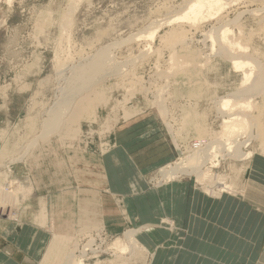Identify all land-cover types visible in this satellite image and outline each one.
<instances>
[{"label": "rangeland", "instance_id": "rangeland-1", "mask_svg": "<svg viewBox=\"0 0 264 264\" xmlns=\"http://www.w3.org/2000/svg\"><path fill=\"white\" fill-rule=\"evenodd\" d=\"M237 1L225 0L228 5L224 11L217 18L199 24L197 31L181 23L188 34V42L182 47L173 44L167 47L156 37L148 55L143 56L139 51L146 50L144 46L150 41L135 39L133 43L131 37L144 36L153 21L175 18L181 11L177 10L184 7V0H12L10 4L0 0V166L3 165L0 171L8 173L7 178H0V186L6 185L4 179L14 180L24 190L15 195L17 199L12 198L10 205H0L3 210L0 211V264H33L37 251L30 247L38 249L46 244L38 264H65L67 254L73 253L78 244L87 242L85 236L105 235L104 247L109 249L114 242L125 243L124 234L128 231H136L138 249L127 250L124 255L102 249L85 264H264V214H253L255 209L244 204L249 196L262 204L264 194V21L260 24L257 21L264 16L261 13L264 0ZM71 9L75 12L62 20ZM255 10H261L260 17ZM239 16L243 17L239 19ZM224 24L241 46L237 55L236 49L232 54L258 62L263 74L252 69L250 78L243 80L242 73L249 72L248 68L236 72L227 59L215 54L218 52L210 53L208 33H214L215 38L216 30ZM178 25L158 30L157 36ZM173 52L180 61L174 69L168 59ZM101 55L106 57L107 73L117 69V63L120 67L127 63L122 69L130 70V74H113L84 86L81 98L89 102L82 112L78 108L74 110L73 115L80 117L75 123H79V128L72 131L68 128L69 136L40 135L51 103L56 106L68 91L73 66L87 64ZM258 78L261 79L259 91L246 93L257 84ZM158 91L163 93L162 102L156 101ZM225 97H236L246 135H252L248 148L241 151L253 152L244 162L234 157L214 159L213 168H209L210 177L225 178L230 191L219 197L208 195L195 175L162 184L159 173L162 168L147 177V185L159 190L171 183L186 182L200 196L216 202L213 205L216 216L222 213L218 200L223 197L243 201V204L228 203L226 216L219 218L221 224L231 228L227 230L229 236L223 234L221 227L215 229V249L209 250L205 249L208 247L205 243L210 236L202 234V227L196 229L198 235H191L186 222L182 228H175L170 219L159 224L165 232L144 226L125 229L113 237L103 231L99 222V194L107 196L101 194L104 188L99 161L111 147L117 125L125 121L123 114L133 115L130 119L143 117L145 121L158 123L157 127L173 145L175 156L168 164L172 165L190 155L187 148L192 142L200 139L204 140L200 145H205L222 140V119L217 115L215 103ZM118 102H124L120 110ZM260 131H263L261 139ZM215 187L218 190L219 185ZM247 224L251 227L246 228ZM37 228L41 232L32 234V229L34 233ZM237 232L241 233L238 238ZM201 238L206 239L192 252L196 246L194 239ZM196 253L201 256L197 257Z\"/></svg>", "mask_w": 264, "mask_h": 264}, {"label": "bare ground", "instance_id": "bare-ground-1", "mask_svg": "<svg viewBox=\"0 0 264 264\" xmlns=\"http://www.w3.org/2000/svg\"><path fill=\"white\" fill-rule=\"evenodd\" d=\"M6 1L8 4H10L12 2V0H6ZM224 1L225 0H184V2H185V4L183 2L184 7L182 6L183 8H181V6H179V8H181V9H178L177 11H179V10H181V11H180V13L177 12L178 15L175 16V18H173V19L171 18V20L170 19L165 20V18H163V21L161 20L162 22H159L160 20L159 21L157 20L158 23L153 21V23L151 24L152 28L148 29V31L144 33L145 34L144 36H136V38H135V36H132L130 40H132L131 42L135 41V39L136 40L137 39H139V40L140 39H146L147 41H150L147 44H145V46H144L146 50H143L142 52L139 51V53H140L139 55L142 54L143 56L148 55V52L151 50L150 44L155 40L156 37H158V39L161 42H163L167 47L172 46V44L175 46H181L182 47V45H184L187 41V35L188 34H187V30L184 31L181 28V23H186L185 26H187V24H188L190 30L198 29L197 26L199 24L201 26V23L209 22V21L217 18V16L219 14H221L222 11H224V9L228 5ZM233 1H235V0H233ZM240 1H243V0H240ZM159 11H161V10H159ZM159 11H158V13H159ZM162 11H163V9H162ZM74 12H75V10L71 9V11L69 13H66L65 15H63L62 20L69 19L71 14ZM175 12H174L173 16L176 15ZM258 12L260 13L261 10L256 11V13L259 15ZM167 13H168V11H167ZM242 13L244 14V12H242ZM261 13L264 14V10ZM159 14H161V13H159ZM258 15H257V19H258ZM163 17H166V16H163ZM241 17H243V16H241ZM241 17L239 16V19ZM259 17H260V15H259ZM263 18H264V16L257 20L259 24L262 21H264ZM219 19H220V17H219ZM222 21H223V17H222ZM175 23L176 24L180 23V26L178 25L179 27L176 26V28L172 27L171 29L167 30L164 34L157 36L158 30L160 31L164 27L168 28L169 26H171L172 24H175ZM223 23L224 22H222V24ZM226 27H227L226 24H224L223 27H221V29H223V30L222 31H220L221 29L219 30L220 31L219 35H218L219 31L216 30L217 35L215 38L213 36L214 33H212V34H210L211 32L208 33V40L211 42V44H210L211 49L209 48L211 51L210 53H213V51L218 52V53H215V52L214 53L217 55L220 54L221 57L224 58L225 60L227 59L231 63V67L236 72H243V70L245 68H248L249 72L242 73V79L243 80H247L250 78V76L252 75V72H251L252 69H257V71H259L261 74H263L262 65L260 66L258 64V62H255L253 60L251 61V60L247 59L246 57H244L242 59L237 58V56H236L237 50L241 51L240 50L241 46L235 42L236 40H235L234 36H232L233 32L228 30ZM188 31H189V29H188ZM232 31H233V28H232ZM202 34H203V30H202ZM202 34H200V36L203 37ZM239 34H240V32H239ZM229 35H231L232 39H229ZM203 39H204V37H203ZM205 39H207V36L205 37ZM133 43H135V42H133ZM218 43L220 45L217 46ZM215 47H218V49ZM234 49H236V55H235V53L232 54V50H234ZM104 53H106V52L104 51ZM104 57H105L104 55H101V56L97 57L96 59L94 57L93 59H90L91 61L88 62L87 64H83V65L79 64L76 67L73 66V68L75 67L74 69L72 68V71H74L73 72L74 74H72L73 76H71V78L69 80L68 89H67L68 91L65 93V96L64 95L62 96L61 100H59V103L57 102L58 104L57 105L55 104L56 106H53L51 103L52 107L51 108L49 107L50 109H48V111L46 112V115H45V117L47 119L44 118L45 121L42 119L44 122L41 126L42 132L41 131L39 132L40 135L42 133V136H48L49 137L50 135H57L58 136V135H62L64 133L67 136L69 134L68 128H70V130L72 131V129H75L74 127L79 126V125H77L79 123H77V124H75V123H76V121H79L80 117L77 114L73 115L74 114L73 112L76 108H78V110L80 112H82L83 109L85 108L86 104L89 102L86 100L85 97L81 98V92L84 89V86L86 87L87 84H90L92 81H94L96 79H102L103 77L105 78L107 76L111 77V75L113 76V74H116L119 76H128V73L130 70L125 71L122 69V67L127 66V63L125 66H122V67L118 66V63H117L116 64L117 69L109 71L107 73V71H108L107 70V64L105 62L106 57L105 58ZM55 59L57 61L56 57H55ZM168 59H169V64L171 65L172 69H174L176 67V65H178V62H180L179 58L177 59L176 54L174 52L171 55H169ZM60 74H61V72H60ZM58 76H61V75H58ZM257 81H256V83H257L256 85H254L252 88L250 87L249 88L250 90L248 89V91H245V92L246 93H251V92L254 93V91L256 92V90L259 91L260 85H258V84L260 83L261 79L258 78ZM161 91H158V92H160V95L156 100L157 102H162L160 99V96L163 94L162 92H164V91H162V92ZM231 103H232V106H230ZM123 104H124V102H122V103L118 102V104H117L118 110H120L124 107ZM215 110H216L219 118L222 119V128H221V133H222L221 139L222 140L211 141V142L209 141L205 145L203 143L202 145L204 147L202 150L199 149V147L202 146V145H200V141H204V140L199 139V141H197L198 143L192 142L189 145V147L187 148V150L189 149L188 153H190V155H188L182 159H179L178 161H176L172 165H168V166L160 169L159 173H161L160 175L162 177V179L160 181L162 184L170 183V181L180 179L181 177H184V176L195 175L197 180L204 184V187L202 185V188H203L202 191L208 195H213L214 197H219L222 195L221 193H225L227 191H230L231 187L228 185V183L226 182L227 180L225 178H221V177L220 178H211L210 177L209 168H213L212 165H213L214 159L216 157H220V158H222V157H229V158L234 157L235 159L239 160L240 162H244L249 157H251V155H253V152H250L247 150L243 152L241 150L243 148H246V147L248 148V146L250 145V143L252 141V135L250 133L248 135H246L247 133H246L244 126L242 124V120L239 117V112L241 110V106L238 104L236 97H234L233 99H230L229 97L220 98L215 103ZM43 116H44V114H43ZM75 116H78V117H75ZM113 116H115V115H113ZM131 117H133V115L130 116V114H125V115L123 114V119H125L124 122L130 120ZM41 123H42V121H41ZM78 128L79 127H77V129ZM35 133H36V130H35ZM262 133H263V131L259 132L258 137L260 139H261ZM37 135H38V137L40 136L39 134H37ZM37 135L34 137H37ZM72 135H73V133H72ZM240 135H242V136H240ZM32 139H34V138H32ZM43 139H45V137H43ZM64 139H66V138H64ZM35 140H33V142ZM40 140H42V139L40 138ZM57 140H59V138ZM30 142H28V143L30 144ZM67 142H68V140H67ZM58 143H60V141ZM35 144L36 143H34L33 145H35ZM30 146L32 147V144ZM262 147H264V145ZM28 151H30V148ZM24 153L26 155V152H24ZM24 153L22 154L23 156H24ZM11 161H14V160H11ZM9 164H11V163H9ZM2 167H3V165L0 166V169ZM177 171H179V173H177ZM172 173H174V174L172 175ZM7 177H8L7 171L6 172L0 171V178H7ZM4 182L6 184L5 185L6 187L4 185L2 187L0 186V205L1 204L6 205V204L10 203L12 198H14L15 195H17V193L18 194L24 193L23 188L21 189L17 183L15 184L14 180L13 181L8 180V182H6L4 179ZM217 184L219 185V187H217L218 190L215 187ZM6 189H8L9 191L6 192ZM66 197H68V196H66ZM15 199H17V197H15ZM64 202L65 201H63V203ZM8 205H10V204H8ZM14 205H15V202H14ZM1 206H3V205H1ZM4 207H1V208L4 209ZM8 210H9V208H8ZM0 211L2 213L3 210L0 209ZM102 230L105 231L104 229H102ZM102 230L98 231L97 233H101ZM124 235H125V243L124 242H114L113 244H111V248H109V249H107V248L105 249V247H104L107 243V238L105 237V235L96 234L94 236L93 235L85 236L84 238L87 239V242H85L84 244H82V243L78 244L75 247L73 253L69 252V254H67L66 258H64V262H65V264H85V261H87L88 258H91L92 256H96L98 253L101 252L102 249H104L106 252L107 251L108 252L115 251L116 253H118L120 255H124L127 250H128V252L129 251L133 252V250L138 249V247H137L138 243L134 239L136 237V231L135 232L128 231V232H125ZM98 237H100L102 239H98ZM97 242L99 243V245L97 244ZM115 252L112 253V256L115 255Z\"/></svg>", "mask_w": 264, "mask_h": 264}, {"label": "crops", "instance_id": "crops-1", "mask_svg": "<svg viewBox=\"0 0 264 264\" xmlns=\"http://www.w3.org/2000/svg\"><path fill=\"white\" fill-rule=\"evenodd\" d=\"M157 126H159L158 123H153L150 119L145 121L143 117H135L117 125L110 140L111 147L99 161L101 186L104 188V192L101 191V194L107 196L101 197L99 194L101 198L98 207L99 222L104 230L113 237L118 236L125 229H137L144 226H151L152 230L165 232L159 224L166 219H170L175 228H182L186 222L188 228L190 226L191 235H198L199 230L196 229L202 227V234L210 236L205 243L208 245V247L205 246V249L214 250L215 229L221 227L225 231L223 234L227 236H229L227 230L231 229L229 226L221 224L222 221L219 220L221 215L223 219L226 216V205L230 202L243 204V201L223 197L218 200V204L222 205V213L216 216L213 210V205H216V202L200 196L192 188V185H187L186 182L171 183L159 190L150 189L147 185V177L153 171L171 163L175 156L171 141L167 140V137ZM262 192L264 193V188H262ZM246 193L247 191H245ZM261 197L262 204L255 202L252 196H249L248 201L246 200L244 203L255 209L253 214H264V194ZM211 206L213 208L207 210ZM47 207L48 203L46 209ZM211 210L212 217L209 219ZM185 214H187L186 217ZM247 225L246 228L251 227V225ZM157 226L158 228H155ZM38 230L37 228L33 233L32 229V234L37 235L38 232H41ZM235 236L238 238L241 233L237 232ZM205 239H194L196 246L191 251L195 253L199 243ZM43 247L44 250H42ZM43 247L38 249L30 247V250L37 251L36 260L32 261L33 264L39 263L47 244ZM203 255L207 258L211 257L210 254ZM196 256L201 255L196 253Z\"/></svg>", "mask_w": 264, "mask_h": 264}]
</instances>
